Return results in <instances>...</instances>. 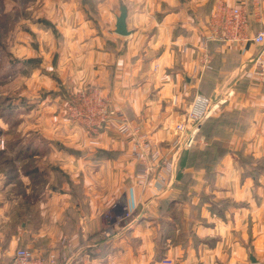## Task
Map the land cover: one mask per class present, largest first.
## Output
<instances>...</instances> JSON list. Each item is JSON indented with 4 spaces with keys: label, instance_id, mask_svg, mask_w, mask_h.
<instances>
[{
    "label": "crops",
    "instance_id": "obj_1",
    "mask_svg": "<svg viewBox=\"0 0 264 264\" xmlns=\"http://www.w3.org/2000/svg\"><path fill=\"white\" fill-rule=\"evenodd\" d=\"M101 1L93 21L79 0H45L61 37L30 56L54 76L49 92L107 96L169 159L171 175L155 165L139 184L133 134H120L110 120L90 139L64 116L66 102L39 98L34 126L47 125L49 146L39 156L50 167L37 169L57 188H34L33 201L54 221L49 251L67 239L87 246L90 264H264V86L247 77L260 50L250 38L264 32V0ZM219 2L245 12L246 39L207 38ZM121 6L127 36L114 33ZM197 94L212 101L210 114L197 134L180 138L173 127Z\"/></svg>",
    "mask_w": 264,
    "mask_h": 264
},
{
    "label": "rangeland",
    "instance_id": "obj_2",
    "mask_svg": "<svg viewBox=\"0 0 264 264\" xmlns=\"http://www.w3.org/2000/svg\"><path fill=\"white\" fill-rule=\"evenodd\" d=\"M98 1L101 0H79V7L85 12L84 18L93 21L99 19L96 10ZM3 2L6 16H3V22H0V74L2 73V76L0 75V178L2 177L3 181V187L0 188V191L2 190L0 192V264H8L13 251L21 247L37 255H46L56 236L54 221L47 216V213H42L45 209L36 211L37 205L33 201L36 193L34 188L45 189L46 186L49 190L50 183L48 181V187L43 178L33 181L31 175L26 173L34 167L39 168V165H42L43 169L50 167L49 162H42L39 156L49 146L42 137V133L47 132L48 129L44 132L46 124L41 131L35 129V121L39 119V109L34 107L35 101L45 96L49 98L51 94L52 97L58 96L60 102L74 101L75 105L82 109V106L87 104L86 98L90 96V91L93 90L87 88L72 93L71 91L56 93L57 90L49 92L46 82L54 76L51 77L48 68L44 67L45 64L41 66V57L33 56L42 55L47 50L50 37L54 38L50 41L54 46H57L61 37L55 24L48 18V4H45V0H3ZM33 52L34 54L30 56ZM56 58L57 54H54L53 67ZM35 70H39L36 77L33 76ZM55 81L59 82L57 77ZM63 110L66 111L64 116L80 125L88 138L93 139L102 131L101 129L96 134H88L87 129L69 115L66 104H63ZM28 144L36 147V154L30 159H21V147ZM163 159L164 163L169 165V159ZM52 169L54 173L57 172L55 167ZM142 171L143 168H139L135 172L136 180ZM41 173L44 174L43 171ZM58 175L59 178L63 177L59 172ZM59 178L54 177L53 185L61 181ZM56 188L55 186L50 190ZM106 210L102 222L109 227L111 209ZM73 222L75 225L78 224L77 220ZM61 223L65 231V220H61Z\"/></svg>",
    "mask_w": 264,
    "mask_h": 264
},
{
    "label": "built area",
    "instance_id": "obj_3",
    "mask_svg": "<svg viewBox=\"0 0 264 264\" xmlns=\"http://www.w3.org/2000/svg\"><path fill=\"white\" fill-rule=\"evenodd\" d=\"M247 25V16L241 8H228L219 2L210 12L208 19L210 34L207 38L209 40L216 38L224 42L240 41L246 39L244 35ZM247 39L249 38L247 37ZM250 39L260 50L253 60L255 68L247 74V77L253 76L261 85H264V59L262 57L264 52V32L259 31ZM86 99L87 104H84L82 109L76 106L74 101H67V104H65L70 112L68 114L75 121L81 123L87 129L88 134H96L110 120L115 122L116 130L120 134H133L136 138L134 157L140 167L143 168L142 173L137 176L139 184L147 182L149 173L155 165H160L163 172L171 175V169L164 163L159 151L154 148L144 134L139 133V127L133 120L128 119L121 111H115L112 108L111 101L101 95L96 89L90 91V96ZM212 106L210 98L200 94L195 95L182 116L175 123L174 132L180 138L185 139L190 134L197 132L203 120L210 114ZM158 178L160 181L165 180V176L162 175H159ZM108 224H112L111 218ZM8 264H90V260L87 246H74L69 240L62 239L61 247L49 251L46 255L34 254L27 248H17L13 251ZM164 264L170 263L166 262Z\"/></svg>",
    "mask_w": 264,
    "mask_h": 264
},
{
    "label": "trees",
    "instance_id": "obj_4",
    "mask_svg": "<svg viewBox=\"0 0 264 264\" xmlns=\"http://www.w3.org/2000/svg\"><path fill=\"white\" fill-rule=\"evenodd\" d=\"M0 1L3 2V0H0ZM4 6H5L4 2L3 3H0V10H1L0 11V22L1 21L3 22V16L4 17L6 16V11L4 10ZM27 63H28V61H27ZM0 75L2 76V73ZM262 86H264V85H262ZM205 119L203 120V122H202L201 125H203ZM198 131L195 132V134H197ZM36 151H37L36 150V147L32 146L31 144H28L26 146H22L21 147V159L22 158L23 159H30L34 154H36ZM98 153H99L98 156H100V154H106V155H108V153H104L103 151H98ZM197 157H200L199 154L197 155ZM197 157H195V158H197ZM197 162H201V160L200 161H197ZM139 168H141L140 165H137V170H139ZM26 173L29 174V175H31V177L33 178V181L41 180V178H42V173L36 167H34L33 169H30V170H27Z\"/></svg>",
    "mask_w": 264,
    "mask_h": 264
},
{
    "label": "water",
    "instance_id": "obj_5",
    "mask_svg": "<svg viewBox=\"0 0 264 264\" xmlns=\"http://www.w3.org/2000/svg\"><path fill=\"white\" fill-rule=\"evenodd\" d=\"M125 19H126V9L125 7L121 6L119 9V15L116 17L115 25H114V33L119 36H127L129 32L126 30L125 25ZM250 260L252 261L253 258L250 257Z\"/></svg>",
    "mask_w": 264,
    "mask_h": 264
}]
</instances>
